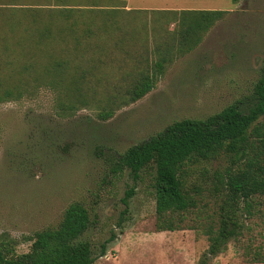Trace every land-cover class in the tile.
I'll use <instances>...</instances> for the list:
<instances>
[{
  "label": "rangeland",
  "instance_id": "1",
  "mask_svg": "<svg viewBox=\"0 0 264 264\" xmlns=\"http://www.w3.org/2000/svg\"><path fill=\"white\" fill-rule=\"evenodd\" d=\"M127 2L130 7L199 6L198 0ZM209 2L207 10L228 13L195 50L166 66L150 92L105 122L96 117L98 102L63 117L50 88L30 79L19 85L0 82V88L22 94L0 101V235L14 241L18 254L28 251L24 236L55 227L65 208L79 202L92 222L82 239L96 247L114 237L106 255L94 264H198L208 247L205 231L216 220L220 202L212 192L215 173L229 161L200 162L186 170L196 206L184 214L180 230L163 232L155 229L153 173L143 171L133 180L127 171L115 173L113 163L128 147L174 121L204 119L237 101L246 103L264 67V0ZM62 3L82 5L85 0ZM9 4L0 0V25ZM15 4L38 8L56 0ZM115 22L118 29L102 36L103 42L110 37L116 46H103L100 78L101 85L122 93L142 68L150 70L173 25L154 11L120 12ZM2 45L0 39V78L9 79ZM240 224L238 236L207 264H264L253 259L264 258V207L252 216L240 215Z\"/></svg>",
  "mask_w": 264,
  "mask_h": 264
},
{
  "label": "trees",
  "instance_id": "2",
  "mask_svg": "<svg viewBox=\"0 0 264 264\" xmlns=\"http://www.w3.org/2000/svg\"><path fill=\"white\" fill-rule=\"evenodd\" d=\"M7 1L11 6L6 21L0 25V39L6 58L3 70L7 75H3L9 79L4 76L0 82L13 80L19 85L30 79L50 88L63 117L98 102L96 117L103 122L119 108L150 92L166 66L195 50L228 13L155 11L164 16L166 24L173 25L168 41L161 45L162 56L149 71L142 68L121 93L101 85L100 75L103 46H116L115 40L109 37L103 42L102 36L118 29L115 17L120 12H132L125 9L124 1L85 0L82 5H67L56 0L54 5L38 8H14L16 0ZM231 1L237 4L240 0ZM20 95L15 88H0V101ZM221 158L227 159L229 165L215 173L212 192L220 202L216 220L205 231L208 247L198 264H207L238 236L240 215L252 216L264 207V67L246 103L237 101L204 119L174 121L155 136L128 147L113 163L115 173L127 171L133 180L139 179L143 171L153 173L155 229L163 232L180 230L184 214L196 206L185 182L186 170ZM132 194L130 191L126 198ZM91 224L88 209L79 202L71 203L55 227L23 237L30 243L25 253L18 254L14 241L0 235V264H94L106 255L114 237L93 246L82 239ZM253 259L264 263V258Z\"/></svg>",
  "mask_w": 264,
  "mask_h": 264
},
{
  "label": "crops",
  "instance_id": "3",
  "mask_svg": "<svg viewBox=\"0 0 264 264\" xmlns=\"http://www.w3.org/2000/svg\"><path fill=\"white\" fill-rule=\"evenodd\" d=\"M125 2V9L128 11V10H131V11H182V10H205V11H215V10H207L206 6H208L210 4L209 1L211 0H198L197 3H199V6L198 7H185V8H182V7H170V6H162V7H153V6H145V5H139V6H134V7H130L128 5V2L127 0H122ZM240 2V1H239ZM238 2V3H239ZM237 3V4H238ZM218 23V22H217ZM216 23V24H217ZM215 24V25H216ZM214 25V26H215ZM208 34V33H207ZM206 34V35H207ZM205 35V36H206Z\"/></svg>",
  "mask_w": 264,
  "mask_h": 264
}]
</instances>
